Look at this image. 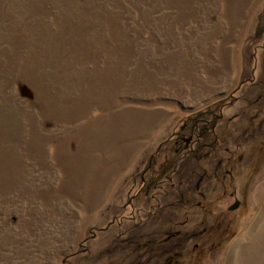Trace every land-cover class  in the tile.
<instances>
[{"label":"rangeland","instance_id":"1","mask_svg":"<svg viewBox=\"0 0 264 264\" xmlns=\"http://www.w3.org/2000/svg\"><path fill=\"white\" fill-rule=\"evenodd\" d=\"M0 264H264V0H0Z\"/></svg>","mask_w":264,"mask_h":264},{"label":"water","instance_id":"2","mask_svg":"<svg viewBox=\"0 0 264 264\" xmlns=\"http://www.w3.org/2000/svg\"><path fill=\"white\" fill-rule=\"evenodd\" d=\"M239 205V200H236L229 208L234 209Z\"/></svg>","mask_w":264,"mask_h":264},{"label":"flooded vegetation","instance_id":"3","mask_svg":"<svg viewBox=\"0 0 264 264\" xmlns=\"http://www.w3.org/2000/svg\"><path fill=\"white\" fill-rule=\"evenodd\" d=\"M150 183H153V181H151ZM234 200L236 201L237 200V197L236 198L234 197ZM238 207H239V205H238ZM238 207H236V208H238ZM233 210H235V209H233ZM229 211H232V210H229Z\"/></svg>","mask_w":264,"mask_h":264}]
</instances>
